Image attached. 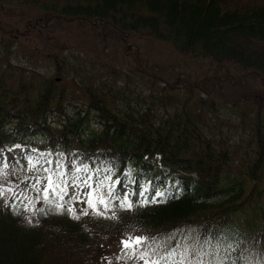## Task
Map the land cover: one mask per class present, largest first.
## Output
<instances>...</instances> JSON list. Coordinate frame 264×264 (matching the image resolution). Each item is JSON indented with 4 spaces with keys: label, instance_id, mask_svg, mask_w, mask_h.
I'll list each match as a JSON object with an SVG mask.
<instances>
[{
    "label": "trees",
    "instance_id": "trees-1",
    "mask_svg": "<svg viewBox=\"0 0 264 264\" xmlns=\"http://www.w3.org/2000/svg\"><path fill=\"white\" fill-rule=\"evenodd\" d=\"M1 1L161 41L214 70L167 79L137 49L121 65L63 47L32 60L0 31V150L27 146L49 175L80 168L84 182L125 187L114 193L131 204L101 223L42 202L32 220L0 199V264H112L91 254L108 229L150 232L193 262L264 264V99L234 92L248 82L264 92V0ZM9 166L0 185L22 179Z\"/></svg>",
    "mask_w": 264,
    "mask_h": 264
},
{
    "label": "rangeland",
    "instance_id": "rangeland-1",
    "mask_svg": "<svg viewBox=\"0 0 264 264\" xmlns=\"http://www.w3.org/2000/svg\"><path fill=\"white\" fill-rule=\"evenodd\" d=\"M0 31L17 38L24 47L35 53H48L49 50L52 53V51L56 52L63 47L64 52L75 50L91 57H96L101 61L113 62L116 65L127 64L132 60V53L137 49L142 58L145 57V60H147L146 66L157 62V65H159L157 71L167 79H173L178 76L180 78L186 77L184 80L193 77L196 79L211 72L208 71L209 69L214 70V64L209 59L185 58L169 44L161 41L155 42L136 34H121L116 37V33L110 34L106 29L99 26L91 28L89 23L81 24L69 20L59 21V18L56 19L55 17L46 18V15L42 14L40 9L33 6L11 4L1 0ZM118 44L120 49H118ZM121 49L123 50L122 52H120ZM40 69L42 71L52 70L51 67L46 66L44 63L40 64ZM215 86L219 88L218 85ZM222 87L219 90H213V92L216 90L213 94L216 101L221 100L219 99L221 97L226 98V94H224V89L226 88L223 87L222 89ZM234 92H236L237 96L242 97L245 95L242 99H246V101L252 99V97L264 99V92L260 91L259 84L253 82L245 83ZM7 158L8 160L3 162ZM9 159L15 164L17 161V164L24 162V158L19 154L13 153L11 156L5 151H0V170L6 168L8 161H10ZM48 177L46 173L28 177L16 188H11L8 182L1 185L0 192L7 194L5 207L28 208L32 206L37 197L42 194L46 195L43 189L48 188ZM52 184L55 188L48 191L47 194H51L57 200L62 199V197L63 199L68 197L67 202L72 209V213L77 217L89 215H101L107 218L114 217L116 215V207L122 204L116 198L113 201H108L109 198L100 194L99 190H95L91 184L81 186L78 181L69 187L62 183H60L61 187H56L53 182ZM88 192H92L95 200L103 199L107 209H104L101 204H97V201L95 209L89 207L86 203ZM109 220L111 221L110 218ZM111 232L110 229L103 231L105 235H102L100 245L97 248H93L92 256L101 258L110 257L114 254L118 257L117 262L114 261L115 264H144V261L140 258L136 261H133V258L125 259L123 255L126 253L130 256L136 254H134L132 249L124 248L122 240L125 238L122 235H114ZM176 262V258L167 257L159 264H175ZM178 264H184V262L179 260Z\"/></svg>",
    "mask_w": 264,
    "mask_h": 264
},
{
    "label": "snow or ice",
    "instance_id": "snow-or-ice-1",
    "mask_svg": "<svg viewBox=\"0 0 264 264\" xmlns=\"http://www.w3.org/2000/svg\"><path fill=\"white\" fill-rule=\"evenodd\" d=\"M48 180H49L48 188H51L53 186L52 182H51V176L48 177ZM48 188L43 189V191L45 192L46 195H47V192H48ZM61 191H63V189H61ZM0 195H3V193L0 192ZM77 198H79V197H77ZM99 202L100 203H104V200L101 199ZM86 203L88 204L89 207L95 209L96 200L93 197L92 192H88L87 193ZM121 206L122 207H125V206L130 207L131 206L130 203L128 202V198L127 197H125V201L122 203ZM58 207H59V205H58ZM69 211H72V209L70 208ZM145 239H148V238H146L144 236L136 235V236H132V237H129V238H126V239L122 240V244H123L125 249H132L134 252H136L137 255H139L140 259H142L144 261V264H159L158 260L150 259L147 256V250L145 252H140L137 249V247H136L137 245L143 246V242H144ZM169 255H171V253H169Z\"/></svg>",
    "mask_w": 264,
    "mask_h": 264
}]
</instances>
